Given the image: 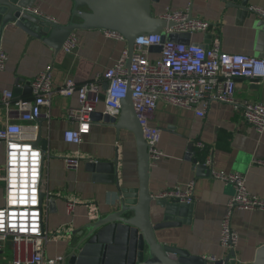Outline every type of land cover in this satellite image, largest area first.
<instances>
[{"label": "crops", "instance_id": "1", "mask_svg": "<svg viewBox=\"0 0 264 264\" xmlns=\"http://www.w3.org/2000/svg\"><path fill=\"white\" fill-rule=\"evenodd\" d=\"M191 7L192 15L210 23L207 32H194L192 42L211 44L219 37L221 48L228 53H242L264 58V17L253 11L252 15L240 18L236 9L228 7L225 0H160L153 3L152 12L161 16L167 10H181ZM264 9V0H250V8ZM36 10L60 23L67 24L72 17V0H38ZM77 46L71 53L63 48L54 50L42 39L35 38L14 25L3 33L0 47L8 53L6 67L0 72V84L4 88H19L17 97L28 98L32 90H26L32 81L47 66H53V80L62 85L68 78L79 84L91 81L99 72H104L122 55L128 42L114 40L103 29H80L74 32ZM211 36V38L209 37ZM209 41V43H205ZM161 55L159 46L150 48V59ZM103 99L98 103L89 133L83 135L80 144L67 142L65 131L76 127L66 117V109L78 104V97H58L52 109L51 121L40 123V135L48 147L44 159L41 192L46 227L50 232L58 231L63 225L68 232H60L45 245L48 258L67 257L72 239L87 223L114 210L120 203L115 184L94 180L90 168L92 160L119 159L121 186L139 185V159L135 136L126 129H118L102 117L107 110L105 98L106 82H102ZM236 104L212 100L206 116L200 117L193 110L172 106L161 100L150 119V125L159 129L157 149L159 158L151 156L149 188L154 197L150 216L155 224L162 220L166 207L178 210L170 220L180 224L157 231L159 240L187 250L192 255H216L226 259L220 244L222 222L226 205L234 189L213 176V172H237L245 175L247 186L253 195L264 198V166L254 163L264 159V131L258 132L249 126L242 116L245 101L264 102V80L236 78ZM201 142L202 147L198 145ZM193 144V157L197 164L210 167L209 175L197 170V164L190 160L187 148ZM41 146V145H40ZM80 154L76 168L68 166L67 156ZM211 157L212 163L208 164ZM6 162V146L0 142V168ZM194 180V201L187 206L172 199H158L156 194L175 186L184 188ZM4 186L0 185V205L4 204ZM52 197H55L52 200ZM79 200L73 211L68 200ZM91 204L98 212L91 215ZM232 226L239 233L235 255L231 264H252L258 250L264 245V210L238 208L234 211ZM12 254L6 255L8 262ZM208 264H210L208 262Z\"/></svg>", "mask_w": 264, "mask_h": 264}, {"label": "built area", "instance_id": "2", "mask_svg": "<svg viewBox=\"0 0 264 264\" xmlns=\"http://www.w3.org/2000/svg\"><path fill=\"white\" fill-rule=\"evenodd\" d=\"M251 9L264 14L263 8L252 6ZM160 17L174 23L162 31L166 35L207 32L211 26L209 21L193 16L190 6L167 10ZM162 32L139 35L130 65L127 47L112 66L83 84L71 77L62 85L55 84L52 65L30 81L31 97H16L13 90L0 84V142L6 146V162L0 168V185L5 191L4 204L0 205V264H59L65 259L63 256L48 258L45 255L46 242L59 237L60 232H68L69 228L63 225L58 231L50 232L46 227L41 203L44 157L42 149L36 144L40 121H51L56 98L78 97V104L66 109L67 119L76 127L66 130L64 138L67 142L80 144L83 135L90 132L92 114L103 99L102 82L107 84L104 101L112 114L120 112L122 100L131 89L135 111L151 146V156L159 158V129L149 122L161 100L175 107L193 110L197 116L204 118L212 100L236 104V78L264 80V58L225 52L219 37H215L209 45L186 44L164 40ZM105 34L114 40L127 42L117 31L105 30ZM77 42L78 38L73 33L63 49L71 53ZM157 46L161 48V55L152 60L148 56L149 50ZM7 61L8 53L0 47V72L5 69ZM241 111L249 126L258 132L264 131V102L245 101ZM198 145L203 146L201 142ZM80 158V154L67 156L68 166L78 167ZM211 163L209 157L208 164ZM254 163L264 166V159H255ZM213 176L234 189L226 205L220 235V244L230 256L232 251L236 252L239 242V233L232 226L234 211L238 208L264 210V198L250 192L242 173L213 172ZM194 187L195 181L192 180L184 188L175 186L156 194L155 198L192 203ZM78 201L68 200L70 211L74 210ZM90 206L91 215H95L97 206ZM9 253L12 259L4 262ZM204 258L210 264L219 261L214 254Z\"/></svg>", "mask_w": 264, "mask_h": 264}, {"label": "water", "instance_id": "3", "mask_svg": "<svg viewBox=\"0 0 264 264\" xmlns=\"http://www.w3.org/2000/svg\"><path fill=\"white\" fill-rule=\"evenodd\" d=\"M37 1L0 0V44L4 31L10 25L42 39L56 51L63 48L64 43L76 30H114L122 34L128 42L130 65L134 44L139 35L162 32L167 26L174 25L173 22L169 23L153 14L152 5L160 0H72V17L67 24L37 11ZM225 1L228 7L236 9L240 18L248 17L254 11L250 8V0ZM258 14L264 17V14ZM162 37L164 40L186 44L192 42L191 33L166 35L162 32ZM209 37L211 38L210 35ZM26 90H32L30 81L27 82ZM19 91V88L13 91L16 97ZM96 116L97 113L94 112L92 117ZM100 118L118 129H126L134 134L139 159V185L121 186L118 156L108 161L92 160L90 168L94 173V180L115 184L120 203L114 206V210L103 213L78 230L70 244V252L59 264H208L203 256L192 255L185 249L165 244L157 236L158 230L180 224L177 220L169 219L170 215L177 213L178 207L177 204L174 207H166L159 203L166 209L164 218L155 224L152 222L150 209L154 197L149 188L151 146L135 111L132 90L130 89L127 97L122 100V108L118 114L104 113ZM36 144L42 149L45 159L48 156V147L40 134ZM187 151L190 160L197 164V159L193 157L192 143ZM195 167L197 170L204 169L207 175L211 170L203 163ZM45 196L46 194L41 192L42 204ZM54 199L55 197H52V200ZM192 203L181 204L190 206ZM231 255L234 256L235 251H232ZM231 255L219 260L217 264H231ZM252 264H264V245L258 250Z\"/></svg>", "mask_w": 264, "mask_h": 264}]
</instances>
